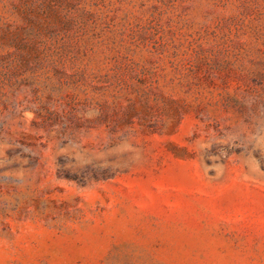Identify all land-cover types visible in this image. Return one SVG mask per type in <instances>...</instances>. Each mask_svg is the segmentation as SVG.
I'll return each mask as SVG.
<instances>
[{"label":"rangeland","instance_id":"374dc122","mask_svg":"<svg viewBox=\"0 0 264 264\" xmlns=\"http://www.w3.org/2000/svg\"><path fill=\"white\" fill-rule=\"evenodd\" d=\"M0 264H264V0H0Z\"/></svg>","mask_w":264,"mask_h":264}]
</instances>
